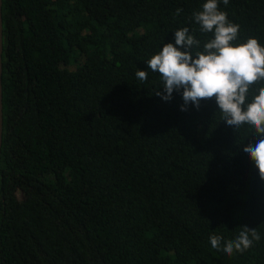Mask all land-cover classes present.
<instances>
[{
  "label": "trees",
  "instance_id": "obj_1",
  "mask_svg": "<svg viewBox=\"0 0 264 264\" xmlns=\"http://www.w3.org/2000/svg\"><path fill=\"white\" fill-rule=\"evenodd\" d=\"M206 2L1 0L0 264H264V180L243 151L260 137L214 98L163 100L146 63L185 27L203 51ZM218 8L234 44L264 47V0ZM244 226L247 251L212 248Z\"/></svg>",
  "mask_w": 264,
  "mask_h": 264
},
{
  "label": "clouds",
  "instance_id": "obj_2",
  "mask_svg": "<svg viewBox=\"0 0 264 264\" xmlns=\"http://www.w3.org/2000/svg\"><path fill=\"white\" fill-rule=\"evenodd\" d=\"M223 3L227 5L229 0ZM180 11L177 9V13ZM193 17L200 31L212 33L213 38L203 45V51H194L200 41L189 34L187 27L176 30L175 44H164L146 62L162 81L163 93L157 91L156 95L168 101L174 91L182 89L181 111H187L190 103L198 109L202 100L214 98L228 126L235 129L247 126L260 137L255 145L248 144L243 151L264 180V86L257 88L249 100L253 86L264 85V47L251 37L244 43H233L240 26L219 10L218 0H207ZM135 75L141 82L147 80L146 71L138 70ZM209 239L212 248L231 256L234 252L247 251L260 236L255 229L244 226L235 239L224 242L223 248V237L211 235Z\"/></svg>",
  "mask_w": 264,
  "mask_h": 264
},
{
  "label": "water",
  "instance_id": "obj_3",
  "mask_svg": "<svg viewBox=\"0 0 264 264\" xmlns=\"http://www.w3.org/2000/svg\"><path fill=\"white\" fill-rule=\"evenodd\" d=\"M0 7H1V0H0ZM1 13H0V143H1V118H2V114H1V50H2V46H1Z\"/></svg>",
  "mask_w": 264,
  "mask_h": 264
}]
</instances>
